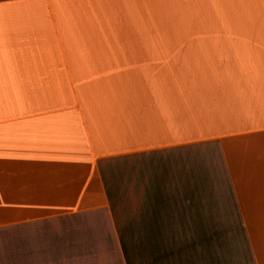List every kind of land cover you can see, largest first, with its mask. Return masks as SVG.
<instances>
[{"label":"crops","instance_id":"0c3cea01","mask_svg":"<svg viewBox=\"0 0 264 264\" xmlns=\"http://www.w3.org/2000/svg\"><path fill=\"white\" fill-rule=\"evenodd\" d=\"M0 264H264V0H0Z\"/></svg>","mask_w":264,"mask_h":264}]
</instances>
